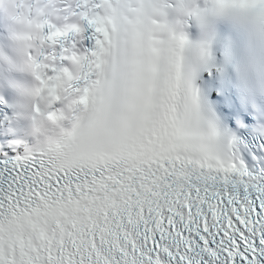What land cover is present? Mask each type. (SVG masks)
Masks as SVG:
<instances>
[{"label": "snow or ice", "instance_id": "1", "mask_svg": "<svg viewBox=\"0 0 264 264\" xmlns=\"http://www.w3.org/2000/svg\"><path fill=\"white\" fill-rule=\"evenodd\" d=\"M0 264H264V0H0Z\"/></svg>", "mask_w": 264, "mask_h": 264}]
</instances>
